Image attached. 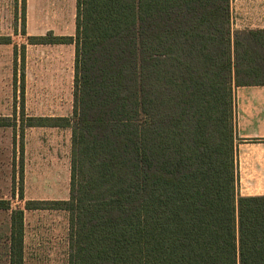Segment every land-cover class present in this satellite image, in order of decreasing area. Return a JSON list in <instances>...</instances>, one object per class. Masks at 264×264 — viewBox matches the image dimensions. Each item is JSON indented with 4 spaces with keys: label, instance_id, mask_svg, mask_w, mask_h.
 <instances>
[{
    "label": "trees",
    "instance_id": "trees-1",
    "mask_svg": "<svg viewBox=\"0 0 264 264\" xmlns=\"http://www.w3.org/2000/svg\"><path fill=\"white\" fill-rule=\"evenodd\" d=\"M28 41L75 47L70 116L26 115L20 55L21 145L27 128L70 130L69 197L0 199L9 264L24 210L44 209L68 214V264H264V195L236 191L233 96L264 85V29L233 31L230 0H76L73 37ZM0 127L16 139V114Z\"/></svg>",
    "mask_w": 264,
    "mask_h": 264
},
{
    "label": "rangeland",
    "instance_id": "rangeland-1",
    "mask_svg": "<svg viewBox=\"0 0 264 264\" xmlns=\"http://www.w3.org/2000/svg\"><path fill=\"white\" fill-rule=\"evenodd\" d=\"M34 1L30 0L29 11L25 8V34H22L21 0H0V36L11 38V44H0V116L14 118L16 114L17 124L16 139L12 127H0V199L9 200L12 208L20 209L24 208L27 200L52 201L66 200L69 197L70 130L27 128L23 145L18 132L21 109L20 55L23 45L26 115L72 114L73 56L67 46L29 44V36H45L51 29L48 23L42 27L35 20ZM51 34L56 35L53 32ZM21 163L22 184L19 180ZM21 187L23 199L19 198ZM24 211L27 235L67 234L68 215L65 211ZM7 228L8 213L0 212V264H7V258L1 250ZM53 247L55 249L50 253L27 256L26 264H67L69 259L66 256V246L57 243Z\"/></svg>",
    "mask_w": 264,
    "mask_h": 264
},
{
    "label": "crops",
    "instance_id": "crops-1",
    "mask_svg": "<svg viewBox=\"0 0 264 264\" xmlns=\"http://www.w3.org/2000/svg\"><path fill=\"white\" fill-rule=\"evenodd\" d=\"M25 4L27 11H29L30 0H26ZM230 9L233 31L264 29V0H230ZM33 10L37 23L42 27H45L48 23L51 27L49 33L56 34L53 36H74L76 0H35ZM55 45L67 46L69 53L72 54V78H74V44ZM233 96L235 105L234 162L237 175L236 191L240 196H262L264 195V85L234 86ZM67 231L69 232V224ZM26 232L24 218L22 264H26L29 255L34 256L42 252L50 253L52 249H55L53 246L57 243L66 246L68 249L66 256L69 259L68 232L61 236L51 234L29 236ZM1 244L3 246L2 253L6 256L7 264H9L10 240L8 234H5V239Z\"/></svg>",
    "mask_w": 264,
    "mask_h": 264
}]
</instances>
